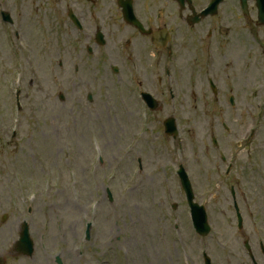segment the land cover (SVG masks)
Here are the masks:
<instances>
[{
  "label": "rangeland",
  "instance_id": "rangeland-1",
  "mask_svg": "<svg viewBox=\"0 0 264 264\" xmlns=\"http://www.w3.org/2000/svg\"><path fill=\"white\" fill-rule=\"evenodd\" d=\"M39 48H40V43H38L37 45H36V47L34 48L35 49V51H36V54H38V55H40V51H39ZM51 49H52V54H56V52L54 51V49H55V45H52V47H51ZM41 57V56H40ZM42 58V57H41ZM69 64H70V61L68 62ZM63 78L66 80V82L68 83V84H70L72 81H73V79H72V77H71V74H70V72H68V74L67 73H64L63 75ZM68 87H71V86H68ZM68 87L66 88V89H68ZM96 89H98V88H96ZM67 92H69V90H67ZM65 95H66V98H68L69 100L68 101H66V103H65V106H64V112H63V116L64 117H66V111H68L70 108H73V107H75V102L73 101V99H74V96H71V94H67V93H65ZM59 105H62L61 103H58ZM51 114H58V113H51ZM49 112H48V115H51ZM54 120H56V118L54 117V118H47V126H46V129H48L49 130V134L50 135H52V136H55L56 138H57V136L56 135H53V133H52V127H51V124H52V122L54 121ZM80 129H82L83 130V128L82 127H80ZM85 130H87V126L86 127H84V131ZM116 130V133H117V135L118 136H120V131L118 130V128H116L115 129ZM86 132V131H85ZM48 134V135H49ZM86 142H87V147H88V149L90 148V144H89V137H88V132H86ZM42 139H45V138H42ZM59 140V139H58ZM105 144H106V142H104ZM77 154H79V153H77ZM46 155L48 156V154L46 153ZM80 155V157H81V160L83 161V154L82 153H80L79 154ZM52 157H56V156H58V157H56V158H50L49 160L50 161H53V160H55L56 162H59V163H61V157H62V152H61V139L59 140V143H58V148H57V151H56V153L55 154H53V155H51ZM89 157H90V154H89V156L87 157V160H90L89 159ZM109 160H110V162H112L113 163V165L114 164H117V161L119 160V158H118V156H114V155H112V157H110L109 158ZM120 171H121V168H120ZM82 178H83V180H85L86 181V178H85V176L82 174ZM120 179H122V175H119V178H118V180L115 182V186H116V188L118 189V190H120V184H119V180ZM158 192H159V189H158ZM154 194H155V192H154ZM64 199H65V197L63 198V202H64ZM147 201L149 202V201H151V199L150 198H148L147 199ZM149 204V203H148ZM71 207V209L73 210L74 209V211H73V215H75V216H77V212H76V207L73 205V204H69ZM105 208V207H104ZM103 208V209H104ZM65 211V210H64ZM121 212V211H120ZM111 214H112V212H111ZM133 217L135 218L136 217V212H134L133 213ZM157 217V213H156V216L154 217V218H152V220H153V227H152V230H154V231H156V229H157V226L155 225V218ZM126 220V224H127V227H128V232L126 233L127 234V237L129 238V237H131V236H133V235H136V232H137V228H135V227H132V225H131V223L129 222V219L127 218V219H125ZM131 241L135 244V242L136 241H134V238L132 237L131 238ZM0 243H4L5 244V239L3 238V239H1V241H0ZM154 255H153V253H151V254H147L146 253V251H145V253H144V258L147 260V261H145L147 264H149V262H150V259L149 258H152ZM160 258H161V262H162V264H163V258L161 257V255H160Z\"/></svg>",
  "mask_w": 264,
  "mask_h": 264
},
{
  "label": "bare ground",
  "instance_id": "bare-ground-1",
  "mask_svg": "<svg viewBox=\"0 0 264 264\" xmlns=\"http://www.w3.org/2000/svg\"><path fill=\"white\" fill-rule=\"evenodd\" d=\"M74 138L76 139L78 144L84 141V137L81 135V133H75ZM114 138H115V135H114Z\"/></svg>",
  "mask_w": 264,
  "mask_h": 264
}]
</instances>
